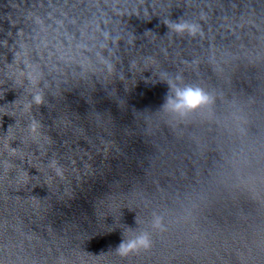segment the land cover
Returning <instances> with one entry per match:
<instances>
[{
	"label": "water",
	"instance_id": "obj_1",
	"mask_svg": "<svg viewBox=\"0 0 264 264\" xmlns=\"http://www.w3.org/2000/svg\"><path fill=\"white\" fill-rule=\"evenodd\" d=\"M0 264H264V0H0Z\"/></svg>",
	"mask_w": 264,
	"mask_h": 264
},
{
	"label": "clouds",
	"instance_id": "obj_2",
	"mask_svg": "<svg viewBox=\"0 0 264 264\" xmlns=\"http://www.w3.org/2000/svg\"><path fill=\"white\" fill-rule=\"evenodd\" d=\"M171 29L177 34L187 32L189 35H195L198 26L189 24L187 22H172ZM176 99L168 100L172 106L173 111H191L208 102V96L198 87L186 86L183 89H177ZM36 103H40L41 97L39 95L34 97ZM154 228L161 227L160 221L157 218L153 224ZM151 238L148 233H141L131 239L123 241L116 247V253L121 257H126L130 253L139 251L141 249L147 250L151 247Z\"/></svg>",
	"mask_w": 264,
	"mask_h": 264
}]
</instances>
